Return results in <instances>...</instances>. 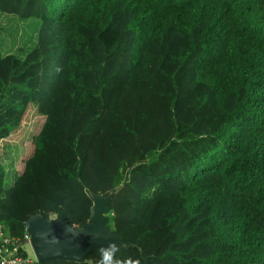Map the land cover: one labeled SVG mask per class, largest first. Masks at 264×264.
Wrapping results in <instances>:
<instances>
[{
    "label": "trees",
    "instance_id": "1",
    "mask_svg": "<svg viewBox=\"0 0 264 264\" xmlns=\"http://www.w3.org/2000/svg\"><path fill=\"white\" fill-rule=\"evenodd\" d=\"M0 13L39 21L21 58L0 53V141L22 151L14 177L0 165V224L16 238L32 214L80 227L90 195H109L121 240L33 264H264V0Z\"/></svg>",
    "mask_w": 264,
    "mask_h": 264
},
{
    "label": "water",
    "instance_id": "2",
    "mask_svg": "<svg viewBox=\"0 0 264 264\" xmlns=\"http://www.w3.org/2000/svg\"><path fill=\"white\" fill-rule=\"evenodd\" d=\"M108 196L90 195V219L80 227L69 226L60 215L54 219L28 216L22 225L36 261L54 257L81 261L89 252L111 255L121 240L104 225Z\"/></svg>",
    "mask_w": 264,
    "mask_h": 264
},
{
    "label": "rangeland",
    "instance_id": "3",
    "mask_svg": "<svg viewBox=\"0 0 264 264\" xmlns=\"http://www.w3.org/2000/svg\"><path fill=\"white\" fill-rule=\"evenodd\" d=\"M35 22H39L37 19H26L22 20L19 19L17 16L14 15H6L0 13V53L2 55L5 54H14L17 57H22L25 49L33 43L34 37L31 36L29 42L27 43L26 38L28 35H33L34 30L31 29ZM42 118L39 123H41ZM34 132L26 131L24 134L23 142L32 141L33 140ZM19 149V150H18ZM21 154V149L19 148V144H15L14 142H3L0 141V165L2 164L5 167L6 172L12 171V175L14 177V173L16 172V162H17V153ZM126 172L120 171V178L119 181L125 179ZM11 176V178L13 179ZM124 178V179H123ZM8 180V184H11ZM108 212L105 214L107 216ZM56 215H50L48 218L45 219H54ZM105 226L112 231L110 225H108V221L104 223ZM113 232V231H112ZM121 244V243H120ZM24 249L28 254H33L31 248L28 244H25ZM35 258V257H34Z\"/></svg>",
    "mask_w": 264,
    "mask_h": 264
},
{
    "label": "built area",
    "instance_id": "4",
    "mask_svg": "<svg viewBox=\"0 0 264 264\" xmlns=\"http://www.w3.org/2000/svg\"><path fill=\"white\" fill-rule=\"evenodd\" d=\"M25 244L29 245V236L25 231L22 237H11L0 224V264H33L36 260L33 254L26 252Z\"/></svg>",
    "mask_w": 264,
    "mask_h": 264
},
{
    "label": "clouds",
    "instance_id": "5",
    "mask_svg": "<svg viewBox=\"0 0 264 264\" xmlns=\"http://www.w3.org/2000/svg\"><path fill=\"white\" fill-rule=\"evenodd\" d=\"M30 246V245H29ZM34 255V254H33ZM36 260V259H35Z\"/></svg>",
    "mask_w": 264,
    "mask_h": 264
},
{
    "label": "crops",
    "instance_id": "6",
    "mask_svg": "<svg viewBox=\"0 0 264 264\" xmlns=\"http://www.w3.org/2000/svg\"><path fill=\"white\" fill-rule=\"evenodd\" d=\"M7 232V231H6ZM8 233V232H7Z\"/></svg>",
    "mask_w": 264,
    "mask_h": 264
}]
</instances>
